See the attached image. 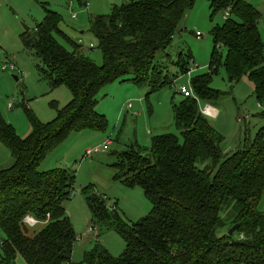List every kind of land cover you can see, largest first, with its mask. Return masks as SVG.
<instances>
[{"label": "trees", "instance_id": "trees-1", "mask_svg": "<svg viewBox=\"0 0 264 264\" xmlns=\"http://www.w3.org/2000/svg\"><path fill=\"white\" fill-rule=\"evenodd\" d=\"M197 0H129L107 15L90 20L103 64L97 65L61 28V16L47 11L35 29L24 32L26 49L39 60L38 71L52 88L65 85L71 102L49 123L28 109L30 134L23 138L0 110V141L14 163L0 170V264H79L73 261L77 234L64 204L70 200L75 174L64 169L40 171L48 153L73 132H104L106 116L97 111V95L114 82L147 86L150 95L170 86L154 64L172 46L187 13ZM212 16L231 9V16L212 31L210 73L192 78L197 97L217 102L223 94L211 86L223 66L232 82L254 85L264 104V39L261 12L249 0H209ZM184 30V29H183ZM93 48H90L92 50ZM169 56V55H168ZM191 53L174 62L184 74ZM178 77V76H177ZM171 79V77H170ZM172 80V79H171ZM173 81V80H172ZM175 134L152 138L151 147L119 155L114 179L139 187L152 204L150 214L128 223L89 186L84 192L94 221L113 227L126 244L119 256L100 245L84 254L87 264H264V126L232 154L223 151L224 137L193 98L173 104ZM38 221L30 226L26 218ZM237 225L232 236L230 229ZM224 232L223 235L219 232Z\"/></svg>", "mask_w": 264, "mask_h": 264}, {"label": "rangeland", "instance_id": "rangeland-1", "mask_svg": "<svg viewBox=\"0 0 264 264\" xmlns=\"http://www.w3.org/2000/svg\"><path fill=\"white\" fill-rule=\"evenodd\" d=\"M88 1L90 5L87 8L83 0H0V110L21 137L25 138L30 133L27 109L41 122L49 123L72 100L67 86L52 88L42 79L37 68L40 62L33 52L25 48L23 33L27 32V28L29 31L35 29L47 11L56 12L62 18L60 28L77 43L82 41L83 47L87 48L85 53L101 66L103 55L98 48L97 38L90 31V20L97 15L109 14L114 5L129 0ZM249 2L262 14L259 30L264 39V0ZM224 21L223 13L212 16L209 0H197L182 21L172 46L155 58L154 64L159 66L164 77L168 76V83L171 84L150 95L152 111L146 103L147 86L119 81L108 84L97 95V111L106 116L108 128L104 132L70 133L43 160L39 169L42 172L59 168L76 176L72 196L64 204L78 237L72 256L74 262L87 264L83 262L84 254L96 245L104 247L114 256H119L126 249L125 241L113 227L94 221L88 204L89 195L84 192L89 186L105 199L109 210H115L130 224L150 214L152 204L144 191L139 187L128 188L116 181L114 165L126 150L150 148L153 137L175 134L181 138V130L175 126L172 107L184 98L179 94L178 87L187 85L188 77L186 74H176L174 62L181 54L185 57L191 53L192 59L189 61L193 60L196 66L204 69L195 72L192 78L207 73L206 67L210 64L213 51L211 31ZM197 33L200 37H197ZM222 55L223 66L213 74L211 83L214 90L223 94L211 104L218 107L220 115L208 120L224 137L223 151L232 154L253 140L264 126V104L257 102L254 85L248 79L230 82L224 67L226 52L223 51ZM11 66L14 70H11ZM129 102L133 103V108L127 110L124 106ZM201 106H205V103L201 102ZM95 148L100 151L87 155L89 150ZM13 163L10 150L0 141V170ZM258 209L264 213V195ZM90 227L94 228L92 234L88 233ZM223 233L219 232L220 235ZM3 238L4 233L0 230V243ZM17 263L26 264L22 257H18Z\"/></svg>", "mask_w": 264, "mask_h": 264}, {"label": "built area", "instance_id": "built-area-1", "mask_svg": "<svg viewBox=\"0 0 264 264\" xmlns=\"http://www.w3.org/2000/svg\"><path fill=\"white\" fill-rule=\"evenodd\" d=\"M83 1H85L86 6H87V8H88L89 5H90V2H89L88 0H83ZM223 16H224V19H225V20H228V19L230 18V16H231V9H230V8L226 9V10L223 12ZM75 17H76V16H74L73 18H75ZM196 35H197V37H200V34H199V33H197ZM78 44L81 45V46L83 47V45H82V41H79ZM90 47L92 48L93 45L91 44ZM83 49L86 50L87 48H84V47H83ZM192 64H193V65H192ZM206 68L208 69V72H207V73H210V72L213 70V68H211V67L209 66V64H208V66H207ZM3 69H4V70H7L6 67H4ZM11 70H14V67H13V66H11ZM203 70H204L203 68H200L199 66H196L195 63H194V61L191 60L188 70L184 73V74H186V76L188 77V84H187V85H180V86L178 87V92H179V94H181L184 98H193V99H195V100L197 101L198 105H199V108H200L201 113H202L205 117H207V118L215 119V118L217 117V115H218L217 110H216L213 106H211L210 104H208V103H205V106H201V102H202V101L197 97V95L195 94V91H194V89H193V86H192V76H193V74H194L195 72H197V71H203ZM174 82L176 83V80H175ZM176 84H178V83H176ZM202 103H203V102H202ZM11 107H12V106L10 105L9 108H11ZM132 107H133V103H132V102H129L126 106H124V108L127 109V110L132 109ZM124 108H123V109H124ZM123 109H122V111H123ZM238 121L240 122L241 119H239ZM110 143H111V142H110ZM104 147L107 148V145H104ZM99 151H100L99 148H95V150H89V151L87 152V155H90V154H93V153H97V152H99ZM26 222H27L30 226H35V225L38 224V221L35 220L34 218H31V217H27V218H26ZM93 232H94V228H93V227H90L89 230H88V233H89V234H92Z\"/></svg>", "mask_w": 264, "mask_h": 264}, {"label": "water", "instance_id": "water-1", "mask_svg": "<svg viewBox=\"0 0 264 264\" xmlns=\"http://www.w3.org/2000/svg\"><path fill=\"white\" fill-rule=\"evenodd\" d=\"M26 31H29V28L26 29ZM16 80H18V78L16 77ZM229 80L230 82H232V78L229 76ZM237 225L233 226L230 231H229V235L232 236L234 234V232L237 230Z\"/></svg>", "mask_w": 264, "mask_h": 264}, {"label": "crops", "instance_id": "crops-1", "mask_svg": "<svg viewBox=\"0 0 264 264\" xmlns=\"http://www.w3.org/2000/svg\"><path fill=\"white\" fill-rule=\"evenodd\" d=\"M185 30V29H184ZM211 105V104H210ZM211 106H213V105H211ZM216 110H217V112H218V115H217V117L220 115V111H219V109H218V107L217 106H213ZM133 108V107H132ZM216 117V118H217ZM30 132H31V128H30ZM30 134V133H29ZM24 138V137H23ZM226 154V153H225Z\"/></svg>", "mask_w": 264, "mask_h": 264}]
</instances>
